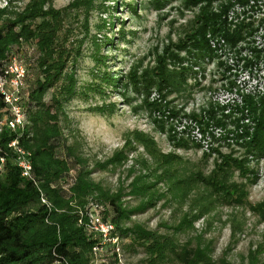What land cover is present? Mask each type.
Wrapping results in <instances>:
<instances>
[{"label":"trees","instance_id":"1","mask_svg":"<svg viewBox=\"0 0 264 264\" xmlns=\"http://www.w3.org/2000/svg\"><path fill=\"white\" fill-rule=\"evenodd\" d=\"M7 1L6 7H0V70L5 60L9 59L10 50L18 43L17 40L31 42L38 57L32 65L36 72L31 86L25 85L20 89V104L26 113L27 127L19 135L0 130V156H4L0 173V264H89L91 242L75 224L73 214L75 208L87 200L102 205V219L106 218L113 224L118 236L129 237L128 243L122 245V250L129 253H135L137 247L142 250L144 258L140 260L141 263L229 264L223 252L213 257L209 241H199L200 235H193L191 239L194 241L190 244V240L178 242L173 236L160 234L155 228L146 229L138 222L128 227L123 225L129 222L130 216L155 207L156 201L163 199L165 193L155 189L162 178L167 183L165 191L168 193V198H164L163 202L172 200L181 203L187 194H193L189 217L183 213L173 226V232L182 231V228L192 231V221L220 205L237 208L245 206L264 231V195L254 204L246 202L247 185H253L257 177L255 169L248 165L247 156L256 161L260 157L264 158V99L243 97L240 108L245 109L252 129L248 141L243 144V152L238 157L230 153H215L211 169L204 174L197 171L190 172L188 178L173 177L169 169L180 160L179 155L173 151L186 150L189 145L185 141L173 140L167 131L164 132V123L155 121L154 127L158 132L166 133L172 151L162 153L150 136L133 129L124 134L121 145L109 157L102 161L93 160L88 165L86 159L75 154L71 146L65 145L58 119L63 103L73 95V63L80 56L79 47L87 35V16L95 10H102L98 9L100 4L95 5L96 0H70L62 10H55L50 5L52 0H28L21 11L17 12L10 7L14 0ZM166 1L169 0H149L148 4L160 10ZM213 1L218 0H180L182 9H195L192 13V27L175 42L167 40L159 52L152 54L150 65L142 67L140 64H129V69L122 76L123 83L119 85L125 104H128L125 100L126 91L141 96L135 108L144 110L158 107L157 104L147 102L148 90L154 89L160 97L172 93V90L179 91L184 81L183 73L168 69L167 62L171 59L180 62L178 53L181 51H195L194 56L210 54L204 39L206 33L217 35L223 45L234 50L243 42L241 40L247 39L245 47L256 61L264 48L258 44L252 46L250 36L255 31L252 28L253 21L246 20L242 15L240 19L235 17L238 21L228 27L222 18L226 10L233 7V3L246 6L248 0H233V3L232 0H219L215 9H212ZM79 15L82 18V36L68 40V20L71 16L76 18ZM101 27H104L103 21L95 29L98 31ZM259 37L260 45L264 44V34ZM91 44L97 46L94 42ZM260 58L264 63V55ZM100 80L107 85L116 83L104 72ZM47 88L53 91L44 103L42 96ZM205 113L208 119L214 120L213 123L221 124L222 120H215L210 108ZM194 118L196 116L193 115ZM245 127L247 129V125ZM11 139L28 151L32 176L53 207L49 213L39 205L31 183L19 178L18 170L11 164L12 156L4 147L6 141ZM135 145L154 164L152 169H148L149 164L140 160L139 171L144 174H133V167L127 168L124 179L130 181L125 186L121 181L117 182L113 191L90 181L89 175L94 170L112 172L122 166L127 154L135 150ZM206 157L205 153L201 155L203 160ZM70 161L77 167L74 171L69 167ZM68 171L72 174L73 183L61 189L58 181ZM233 171L242 181L231 179ZM150 172L155 178L153 182H147ZM125 196L132 198L135 203L132 206L125 205L122 201ZM261 250L259 246L248 251L245 264H264V259H257Z\"/></svg>","mask_w":264,"mask_h":264},{"label":"rangeland","instance_id":"2","mask_svg":"<svg viewBox=\"0 0 264 264\" xmlns=\"http://www.w3.org/2000/svg\"><path fill=\"white\" fill-rule=\"evenodd\" d=\"M27 1L14 0L10 7L12 11L19 12ZM68 1L70 0H52L50 5L55 10H62ZM7 2L0 0V7H6ZM148 2L149 0L94 2L95 5L99 3L98 9L102 10H95L87 16V35L79 47L80 56L73 63V95L63 103L58 119V124L62 126L64 143L71 146L73 152L86 159L90 165L93 160L102 161L109 157L121 145L124 134L133 129L150 136L162 153L172 151L167 141V133L173 140L185 141L189 145L186 150L173 151L180 157L179 162L169 169L173 177L188 178L190 172L197 171L204 174L211 169V160L216 156L215 153L240 156L244 149L243 144L252 134L246 111L240 107L243 105V97L264 99V63L260 58L264 55V49L255 61L245 47L247 39L241 40L243 42L234 50L223 45L217 35L206 33L204 39L210 54L194 56L195 51H181L178 53L180 62L173 59L167 62L168 69L173 68L183 73L181 89L172 90V93L164 97L150 89L146 100L148 103L157 104L159 108L137 109L135 106L139 104L141 96L126 91L125 100L128 104H125L120 95L119 85L123 83L122 76L129 69V64H140L142 67L150 65L152 54L159 52L167 40L175 42L192 27V13L195 10L182 9L180 0L166 1L160 10L152 8ZM217 2L211 3L212 9H215ZM242 15L246 20L253 21L252 28L255 31L250 36L252 46L258 44L264 48V44L260 45L259 37L264 34V0H248L246 6L233 3V7L228 8L222 18L224 17L226 26L231 27ZM102 21L104 27L97 31L95 28ZM68 26V40L73 37L81 38L83 25L80 15L76 18L71 16ZM17 42L11 48L9 57L20 62L25 70L24 87H30L36 72L32 65L38 56L31 42ZM91 42L97 46H93ZM102 72L116 83L107 85L100 80ZM52 91V88L45 90L42 102L49 100ZM209 108L213 111L215 120H222L221 124L213 123L214 120L207 118L205 110ZM171 113L174 114L170 116ZM193 115L196 118L192 119ZM153 121L164 123L163 129L167 132H158ZM25 122L27 127V119ZM168 127L171 129L168 130ZM203 153L207 154L204 160L201 158ZM247 159L248 165L255 169L257 177L253 185H247L246 202L254 204L264 195V158L260 157L256 161L248 155ZM140 160L149 164L148 169L154 167L150 159L135 145V150L127 154L122 166L112 172L94 170L89 179L113 191L117 182L121 181L125 186L130 181L124 179L127 168L132 166L133 174H144L139 171ZM70 162L69 167L74 171L77 167ZM232 175V180L242 181L236 171ZM154 180L153 174L148 173L147 182ZM166 187L164 178L155 185L157 192L165 193L163 199L168 198ZM192 196V192L187 194L181 203L172 200L165 203L163 199H159L155 207H150L141 214L135 213L123 225L128 227L138 222L146 229L155 228L160 234L173 236L178 242L190 240V244L194 241L191 239L193 235H200L199 241H209L212 256L216 257L223 252L229 264H245L247 252L259 246L262 250L257 259H264V231L245 206H215L192 221V231L182 228V231L173 232V226L178 223L183 213H187L189 217ZM122 201L128 206L135 203L129 196L122 197ZM128 238H122V245L128 243ZM141 252L139 247L135 253L124 250L125 263L144 264L140 262L144 258Z\"/></svg>","mask_w":264,"mask_h":264},{"label":"built area","instance_id":"3","mask_svg":"<svg viewBox=\"0 0 264 264\" xmlns=\"http://www.w3.org/2000/svg\"><path fill=\"white\" fill-rule=\"evenodd\" d=\"M14 59L9 57L5 60L0 70V130L4 129L10 134L19 135L26 128L25 113L20 104V89L24 87L25 70L20 62ZM4 147L12 156L11 164L18 170V177L31 183L39 205L49 213L53 207L39 189L37 180L32 176L28 151L18 145L14 139L7 140ZM3 158L4 156H0V173H2ZM72 183V174L68 171L58 181V186L66 189ZM103 210L100 204L87 200L73 212L75 224L78 228L80 227L83 236L91 242L89 264H126L123 256L124 250L121 248L123 237L117 235L113 224L108 219H102Z\"/></svg>","mask_w":264,"mask_h":264}]
</instances>
